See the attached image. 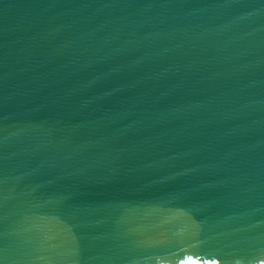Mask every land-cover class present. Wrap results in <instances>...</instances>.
Masks as SVG:
<instances>
[{"label":"water","instance_id":"obj_1","mask_svg":"<svg viewBox=\"0 0 264 264\" xmlns=\"http://www.w3.org/2000/svg\"><path fill=\"white\" fill-rule=\"evenodd\" d=\"M0 264H264V0H0Z\"/></svg>","mask_w":264,"mask_h":264}]
</instances>
